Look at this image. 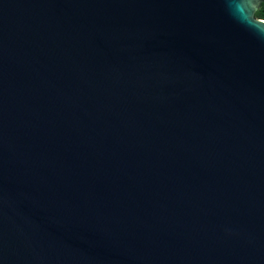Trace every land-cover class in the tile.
I'll return each mask as SVG.
<instances>
[{
	"label": "water",
	"instance_id": "water-1",
	"mask_svg": "<svg viewBox=\"0 0 264 264\" xmlns=\"http://www.w3.org/2000/svg\"><path fill=\"white\" fill-rule=\"evenodd\" d=\"M263 0H0V264H264Z\"/></svg>",
	"mask_w": 264,
	"mask_h": 264
},
{
	"label": "trees",
	"instance_id": "trees-1",
	"mask_svg": "<svg viewBox=\"0 0 264 264\" xmlns=\"http://www.w3.org/2000/svg\"><path fill=\"white\" fill-rule=\"evenodd\" d=\"M256 17L264 19V0L260 8H258V10L256 11Z\"/></svg>",
	"mask_w": 264,
	"mask_h": 264
}]
</instances>
